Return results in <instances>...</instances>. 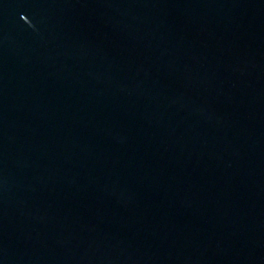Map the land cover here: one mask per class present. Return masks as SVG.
<instances>
[{"label":"water","instance_id":"water-1","mask_svg":"<svg viewBox=\"0 0 264 264\" xmlns=\"http://www.w3.org/2000/svg\"><path fill=\"white\" fill-rule=\"evenodd\" d=\"M0 264H264V0H0Z\"/></svg>","mask_w":264,"mask_h":264}]
</instances>
